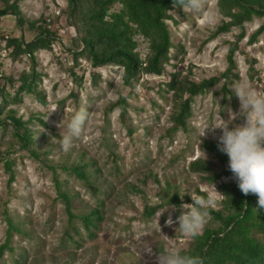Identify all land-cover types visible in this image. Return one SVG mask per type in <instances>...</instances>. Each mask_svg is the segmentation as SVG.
Here are the masks:
<instances>
[{
  "label": "rangeland",
  "instance_id": "rangeland-1",
  "mask_svg": "<svg viewBox=\"0 0 264 264\" xmlns=\"http://www.w3.org/2000/svg\"><path fill=\"white\" fill-rule=\"evenodd\" d=\"M19 6L26 20L56 19L59 36L67 31L72 64L51 47L36 50L35 63L5 47L3 38L27 43L38 31L23 29L12 15L1 17L2 116L13 112L26 123L38 157L21 147L11 121L0 126V245L7 238L8 219L17 228L0 264H176L194 233L219 223L187 201L172 204L173 195L195 198L198 190L209 197L201 199V206L221 210L249 167L264 174V33L250 41L264 18L253 16L244 23L235 76L224 78L230 44L241 31L216 34L231 20L220 0L174 4L166 19L172 47L164 74H142L127 86L123 68L107 64L96 69L81 52L82 33L72 27L68 0H20ZM120 8L116 4L114 10ZM134 40L146 62L149 40L140 34ZM32 70L38 74L36 92H18L19 80ZM83 73L85 78L77 81ZM171 74L194 82L219 78L192 98L185 129L174 128ZM204 142L223 146L225 156L209 151ZM197 159L208 162L210 170L193 171L190 163ZM88 160L89 181L64 169ZM231 164L245 166L240 176H223ZM214 176L222 177L213 181ZM58 186L71 195L75 217ZM93 209L102 219L90 234L79 216Z\"/></svg>",
  "mask_w": 264,
  "mask_h": 264
},
{
  "label": "trees",
  "instance_id": "trees-1",
  "mask_svg": "<svg viewBox=\"0 0 264 264\" xmlns=\"http://www.w3.org/2000/svg\"><path fill=\"white\" fill-rule=\"evenodd\" d=\"M4 4L0 7V18L6 15L16 17L18 25L31 32L37 30L38 36L32 41L25 42L18 39H4L5 47H14L15 53H24L35 63V51L44 48H52L59 36L54 28L56 19L42 18L39 20H26L20 10V0H1ZM70 18L73 19L72 27L75 26L82 33V53L88 55L94 68L112 64L123 68V80L129 86L142 74H154L161 76L165 72V64L172 47L171 35L166 19L168 11L174 5L182 6L191 0H68ZM116 4H120L119 10H114ZM222 13L229 17V22H224L216 34L228 32L233 28L241 31L236 42L230 44L227 56L228 68L223 74L224 78L235 76V54L239 49V41L244 38V23L252 20L253 16L264 18V0H220ZM237 9V11L235 10ZM48 20H50L48 22ZM74 24V25H73ZM73 27V28H75ZM264 33L263 24L254 31L250 41L254 43ZM140 34L150 42L151 54L146 62H143L136 52L137 42L135 35ZM72 76H76L74 70H70ZM97 73V74H96ZM93 73V79L99 76ZM38 74L35 70L24 74L18 87V92H36L34 87ZM169 87L172 89L175 102V112L172 116L174 128H186L187 118L191 114V101L194 96L209 90L219 80L213 77L201 82H194L188 78H181L178 74H171ZM85 78L84 73L77 81ZM7 81L13 83L12 79ZM226 90V87H225ZM38 97L43 100L39 94ZM123 106L122 102L119 103ZM114 105H112L113 107ZM4 104H0V126L6 121H11L14 127V136L23 149L38 157V153L31 149L33 133L26 123L17 118L13 112L5 118L3 115ZM125 110L123 109V113ZM44 125V122L41 121ZM260 143V140H256ZM204 147L218 155H224L223 146L204 142ZM91 163H76L65 166L64 169L76 174L79 178L89 181V173L85 167ZM5 166L14 179L12 162L7 160ZM242 165L231 164L222 172L223 176H240ZM190 168L197 172L210 170L208 162L197 159L190 163ZM250 173L244 175L239 183L233 184V194L223 202L224 208L215 210L211 206H201V199L209 200L206 193L197 190L198 195L191 198L184 195V200L178 194L173 195L171 203L180 205L187 201L195 206L200 213H208L213 221L219 223L217 227L207 226L201 234L194 233V242L190 247L178 253L176 264H264V241L256 234L264 237V174L251 166ZM222 177V176H220ZM214 176L211 180L220 179ZM59 187V186H58ZM59 195L66 203L71 218L75 217L71 208L72 197L69 193L60 190ZM78 217V216H77ZM84 228L93 234L102 219L99 209H93L89 213L79 216ZM8 233L5 243L0 245V259L5 249L10 245L12 231L17 230L11 219H8ZM159 250L161 253L166 250Z\"/></svg>",
  "mask_w": 264,
  "mask_h": 264
},
{
  "label": "built area",
  "instance_id": "built-area-1",
  "mask_svg": "<svg viewBox=\"0 0 264 264\" xmlns=\"http://www.w3.org/2000/svg\"><path fill=\"white\" fill-rule=\"evenodd\" d=\"M50 20H48L49 22ZM60 36L56 37V42L52 43L53 53L60 57V59L66 63L72 64V60L69 56L70 46L69 41L66 39V30H62Z\"/></svg>",
  "mask_w": 264,
  "mask_h": 264
},
{
  "label": "water",
  "instance_id": "water-1",
  "mask_svg": "<svg viewBox=\"0 0 264 264\" xmlns=\"http://www.w3.org/2000/svg\"><path fill=\"white\" fill-rule=\"evenodd\" d=\"M0 20H1V18H0Z\"/></svg>",
  "mask_w": 264,
  "mask_h": 264
}]
</instances>
